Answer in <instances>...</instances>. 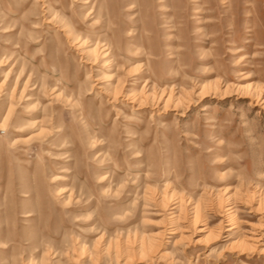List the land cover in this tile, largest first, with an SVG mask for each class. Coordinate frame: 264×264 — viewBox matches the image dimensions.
Listing matches in <instances>:
<instances>
[{
    "label": "rangeland",
    "instance_id": "obj_1",
    "mask_svg": "<svg viewBox=\"0 0 264 264\" xmlns=\"http://www.w3.org/2000/svg\"><path fill=\"white\" fill-rule=\"evenodd\" d=\"M0 264H264V0H0Z\"/></svg>",
    "mask_w": 264,
    "mask_h": 264
},
{
    "label": "bare ground",
    "instance_id": "obj_2",
    "mask_svg": "<svg viewBox=\"0 0 264 264\" xmlns=\"http://www.w3.org/2000/svg\"><path fill=\"white\" fill-rule=\"evenodd\" d=\"M111 54V50L110 47H108L107 45H105L104 49H103V57L107 58L109 57Z\"/></svg>",
    "mask_w": 264,
    "mask_h": 264
}]
</instances>
